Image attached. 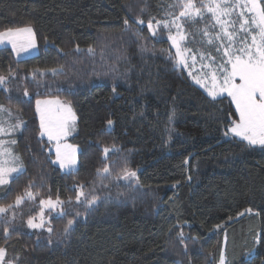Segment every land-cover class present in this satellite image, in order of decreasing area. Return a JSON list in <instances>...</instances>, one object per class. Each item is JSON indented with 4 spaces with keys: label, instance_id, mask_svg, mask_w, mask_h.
Segmentation results:
<instances>
[{
    "label": "trees",
    "instance_id": "1",
    "mask_svg": "<svg viewBox=\"0 0 264 264\" xmlns=\"http://www.w3.org/2000/svg\"><path fill=\"white\" fill-rule=\"evenodd\" d=\"M175 2L0 0V31L31 26L39 49L18 58L0 47V75L8 77L0 105L11 110L1 138L15 141L11 151L26 169L0 188V205L25 189L35 195L0 216L3 264H219L223 251L226 264H264V147L225 135L238 118L232 100H213L180 68L173 30L160 26L153 36L147 27L178 15ZM211 20L185 21L190 47L202 49L199 30ZM51 96L78 117L68 139L80 148L73 171L54 164L40 136L36 100ZM113 145L119 151L107 166L121 178L102 179V148ZM125 167L136 178L123 180ZM80 185L95 204L75 201ZM57 197L71 214L49 210L44 227L28 231L40 201ZM68 219L75 223L65 232Z\"/></svg>",
    "mask_w": 264,
    "mask_h": 264
},
{
    "label": "snow or ice",
    "instance_id": "2",
    "mask_svg": "<svg viewBox=\"0 0 264 264\" xmlns=\"http://www.w3.org/2000/svg\"><path fill=\"white\" fill-rule=\"evenodd\" d=\"M200 6H197V0H176L174 5L170 7H179L178 15L169 13L170 20L156 21L153 25L151 21L147 23V27L152 30V35H156V28L163 26L171 31L172 26L175 27L177 35H170L169 39L175 45L176 54L179 57L177 64L188 66L189 60L193 64L196 62V53L191 49L181 50V42L186 40V35L183 33V20L195 22L197 17L203 18L206 13H210L216 24L220 26V32L215 36H210L207 28L201 29L202 38H207L208 45H213L215 40L218 44L216 50L222 53L226 59L218 66L221 72V79H217L215 72L212 73V87L208 89V95L213 99H217L223 94L231 97L235 104V110L238 113V118L231 121L228 132L225 135H231L246 142L249 146L264 147V2L262 0H199ZM235 14L239 18L237 21H232L230 17ZM227 17L228 19H222ZM143 25V20L137 21ZM125 24H128L127 19ZM229 26L233 31H229ZM242 34V35H241ZM240 36V39L237 37ZM223 37L224 39H222ZM225 41L227 46L225 47ZM10 43L12 49L17 56L22 52H28L36 47V33L31 26H23L17 28H8L0 31V44ZM62 51V50H61ZM75 51H81L77 45ZM88 52L93 53V48H88ZM187 54V58H186ZM200 58L205 59L204 53H199ZM210 59H215L209 57ZM225 64L228 65L225 67ZM60 69L53 68L50 71L55 74ZM191 75V73H189ZM37 73H32L35 79ZM8 77L0 75V86L6 85ZM239 81V82H237ZM203 84L202 80L196 81ZM7 91L8 89L5 88ZM24 95L27 96V90ZM36 111L40 119V135L47 134L49 140L56 141V161L62 168L74 169L76 165V149L71 145H61L62 137L69 134V127H74L76 120L75 113L71 107L62 103L59 99L53 100H36ZM7 113L11 116V110L0 105V135L6 131L3 126V114ZM23 122L20 121L10 127L15 130L22 127ZM109 128L113 125L112 120L107 121ZM14 144L15 141H12ZM4 141L0 139V188L7 186L10 180L13 179V174L16 178L26 169L19 157L12 152L3 148ZM104 153L103 159L105 166L97 169V176L104 179L112 177L120 179V176H113L111 169L107 166L108 154L110 152L119 151L115 145L102 148ZM122 178L126 181H131L136 178V172L125 167L122 171ZM32 181H29V188L33 187ZM80 192L75 197V201L85 206H91L96 203L98 197L90 195L84 191V186L80 185ZM35 195L25 189L23 195H17L13 203L6 206L0 205V216L9 212L10 209L22 205L25 200H34ZM40 203L49 209H59L60 215L68 216L70 211L65 210L63 205L65 201L59 197L55 201L51 198L41 200ZM72 203L71 198L68 201ZM40 220L36 222L35 217L27 220V226L32 229H41L45 225L43 209L40 212ZM80 215V213H76ZM15 213H13V218ZM6 223L10 221L5 220ZM75 221L68 219L64 227V231L68 232ZM51 233L53 229L47 228ZM183 237V233L180 234ZM185 247H187L185 245ZM6 255V250L0 248V264H3ZM220 264H226L223 254L220 256Z\"/></svg>",
    "mask_w": 264,
    "mask_h": 264
},
{
    "label": "rangeland",
    "instance_id": "3",
    "mask_svg": "<svg viewBox=\"0 0 264 264\" xmlns=\"http://www.w3.org/2000/svg\"><path fill=\"white\" fill-rule=\"evenodd\" d=\"M206 14L209 15L210 18L212 19L211 22L208 24V30L207 31L210 34V36H215L216 33L220 32V26L218 24H216L214 17L210 13H206ZM222 19H228V18L227 17H222ZM230 19L232 21H237V27H238V23H239L238 16L233 14L230 17ZM185 21H187V20H183L182 19V21H181V23L183 24V33L186 35V40L181 42V50L183 51L185 49H191L193 53H196V62H195V64H193L191 62V60H189L188 66H184V65H179V66L192 79V81L208 95V89L212 87V84H211L212 73L215 72L217 79L218 80L221 79V72L219 71L218 66L221 63H223L226 58L222 56L221 52H218L216 50L218 44H217V42L215 40L213 41V45H208L206 42H204L205 44L202 47V49H198V48L194 49V48L190 47L189 40H188L189 34H188L187 26H185ZM171 30H173L172 35H177V31H176L174 26H172ZM228 30L229 31H233V28L231 26H229ZM221 38L224 39L223 37H221ZM237 39H240V36H238ZM206 40H207V38H206ZM171 43H172V41H171ZM0 45H3V44H0ZM5 45H10L11 46L10 43H6ZM172 46H173V48H174V50L176 52L175 45L172 44ZM224 46L225 47L227 46V42L226 41H225V45ZM206 47H208V48L206 49ZM213 48L215 50V53L213 52ZM38 52H39V49H38L37 42H36V47L34 49H31L28 52H22V53H20L19 56H17L16 52H15V54H16V56L18 58H25V57H30V56L36 55ZM200 52L204 53L205 59L202 60L200 58V55H199ZM209 57H212V58H215V59L213 60V59H210ZM186 58H187V54H186ZM178 59H179V57L177 56V61H178ZM227 66L228 65L225 64V67H227ZM189 73H191V75ZM197 80H202L203 84L197 83L196 82ZM237 82H239V81H237ZM222 96H228V95L225 93ZM222 96H220V97H222ZM229 98L231 99V97H229ZM57 99H59L62 103H65L68 106H70L72 111L75 113V116H76V120L74 122V127L70 126L69 127V134L64 136V137H62L61 140H60V144L61 145H65V144L71 145V146H73L76 149V165H75V168L74 169H65V168H62L58 162L54 163L63 172H69V171L76 170L78 168V166H79V151H80V148L77 145H74V144H72V143H70L68 141V139L75 132L76 122H77V119H78L77 114H76L75 110L73 109V107L69 103L65 102L63 99H61L59 97L51 96V97H46V98H39V100H53V101H55ZM233 104H234V102H233ZM234 106H235V104H234ZM237 115H238V113H237ZM5 129H6V127H5ZM40 132H41V130H40ZM9 133H10V130L6 129L5 133L3 135H0V139H2L4 141L3 148L8 150V151H10V152H12L11 151L12 150L11 149V146H12L11 144H13L12 141H10L8 139L1 138L2 136H5L6 134H9ZM41 137L46 138L50 142L48 150H49V152H52L54 154L53 162L56 161V141L55 140H49L47 134H45L44 136H41ZM14 175H16V174L14 173L13 176ZM52 200L55 201L56 199H52ZM42 209H43V213H44L45 224L48 222V219L46 217V214H47L46 212L47 211L51 210L55 214L60 213L59 209H49L48 207H46L44 205H42ZM39 220H40V215L36 219V222H39ZM32 230H35V229H32V228L28 227V231H32ZM223 255H224V251H223ZM224 257H225V255H224Z\"/></svg>",
    "mask_w": 264,
    "mask_h": 264
},
{
    "label": "crops",
    "instance_id": "4",
    "mask_svg": "<svg viewBox=\"0 0 264 264\" xmlns=\"http://www.w3.org/2000/svg\"><path fill=\"white\" fill-rule=\"evenodd\" d=\"M2 46H9V47H11L10 45H5V44H3V45H0V47H2ZM12 48V47H11ZM15 52V51H14Z\"/></svg>",
    "mask_w": 264,
    "mask_h": 264
}]
</instances>
